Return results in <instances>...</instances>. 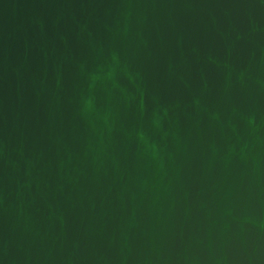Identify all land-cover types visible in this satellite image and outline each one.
Here are the masks:
<instances>
[{
  "label": "water",
  "instance_id": "obj_1",
  "mask_svg": "<svg viewBox=\"0 0 264 264\" xmlns=\"http://www.w3.org/2000/svg\"><path fill=\"white\" fill-rule=\"evenodd\" d=\"M0 264H264V0H0Z\"/></svg>",
  "mask_w": 264,
  "mask_h": 264
}]
</instances>
